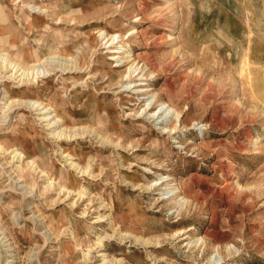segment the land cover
<instances>
[{
	"label": "rangeland",
	"instance_id": "obj_1",
	"mask_svg": "<svg viewBox=\"0 0 264 264\" xmlns=\"http://www.w3.org/2000/svg\"><path fill=\"white\" fill-rule=\"evenodd\" d=\"M0 5V39L5 36L10 51L31 62L72 57L78 67L62 74L55 61L47 66L50 76L38 78L25 93L15 83L12 95L54 103L69 126L98 129L123 145L103 146L92 135L60 141L37 111L0 108V264H100L99 251L123 264H216V258L217 264H264V0ZM99 29L126 33L122 42L131 46L134 61L156 65L157 76L147 86L159 101L181 110L175 134L163 133L144 116L143 100L122 90L117 75L111 80L114 61ZM77 80L85 83L75 85ZM0 88L4 103L2 83ZM194 120L207 129L191 128ZM175 139L185 147L178 148ZM13 145L25 154L20 163L3 149ZM61 149L82 164L96 159L95 180L68 176ZM229 163L242 190L226 198L219 193L230 192L222 169ZM157 176H166L163 185H152ZM176 182L188 200L183 207L165 193ZM62 185L75 192L68 196ZM84 186L81 198L76 193ZM112 211L119 230L149 245L106 239L99 248V236L114 233L102 221Z\"/></svg>",
	"mask_w": 264,
	"mask_h": 264
},
{
	"label": "bare ground",
	"instance_id": "obj_2",
	"mask_svg": "<svg viewBox=\"0 0 264 264\" xmlns=\"http://www.w3.org/2000/svg\"><path fill=\"white\" fill-rule=\"evenodd\" d=\"M179 1L180 0H177V4H179ZM186 5H187V3H186ZM188 6H189V4H188ZM31 7L36 8V10L41 9V11H45L44 8L36 6L35 4H32ZM140 18H141V16H138V18L135 17L134 21H137ZM96 32L100 33V35H99L100 37L107 40L105 48L107 49V52L109 53V56H108L109 59L114 61V63L111 65V67L114 69L112 74L110 73L111 80H113L111 76L117 75L118 79L120 78L119 82L121 83L122 90L133 91L135 94H139V96L137 95L139 100H143L144 103L142 104V110H143V113L145 114L144 116H146L148 118H152L153 122L157 126L160 125L161 127H159V128L162 129L163 133H169V135L175 134L177 132V126H178V123L180 121V118H183L181 110L179 108L175 107L174 105L170 104L169 102L159 101L161 99H158V93L154 92L151 87L147 86L146 81L151 80L157 76V71L155 70L156 65L152 64L151 60H150V62H149V60L143 61L142 64H139V62L134 61L133 50H132L131 46L129 44H124L122 42L125 40L124 37L127 35L126 33L121 34V33L117 32V33L110 34V33H108L110 31L107 32L106 30H103V29H99ZM134 32H136V30H133L128 36H130ZM165 36H167V35H165ZM3 39H6L5 36L3 37ZM3 39H0V83H2V85H4L2 92L5 93V98H4L5 102L3 101L4 103H0L2 105L0 107L2 110L7 109L9 112H12L13 109L18 108L17 107L18 105H21V106H25L26 108L28 107L30 110L37 111V114L39 115L40 120L43 123H45L47 129H49L50 134L52 136L59 137L60 141L61 140L66 141L68 138H71L70 140H72L73 138H76V137H84L86 135H92L95 137V139H97L100 142V145L104 146V145L112 144L116 147V149H123V145H121L119 143V141H115L110 136L102 134L98 129L88 127L85 125L69 126L67 124V121L63 117L62 111L57 106H55L56 104H54V103L52 104L51 102L43 101L41 99L24 98V97H18V96L12 95L13 91L10 87L15 86V83L17 85V88H19L22 93H25V92H27V89L29 90V88H31V86H33L36 82L39 81L38 78H41V77L46 78V77L50 76L51 71L47 66L49 64H53L55 61H56V63L60 62L59 68H61L60 71L62 72V74L63 73L68 74L69 72H75L76 70H78V67L75 66L73 63L74 58H72V57L64 58V57H61L59 55L48 56V57H45L43 59L39 58L38 60H36L34 62L27 61L26 58L23 55H21L18 51L17 52L10 51L7 48V46L4 43H2ZM249 42L250 43H248V49H249V52H251V50L253 49V46H252L253 41L250 40ZM243 45H241V46H243ZM8 46H10V45H8ZM122 66H124V67L126 66V68L121 70ZM115 68H117V69H115ZM7 81L9 82L8 84L6 83ZM232 81H233V83L236 82L235 79H233ZM83 82L84 81L77 80L75 82V85L76 84L77 85L83 84ZM142 85H144V86L146 85V86L143 87ZM140 94H142V95L140 96ZM211 95H214V94H211ZM155 103H158L156 105V107H154ZM7 115H9V114H7ZM7 117L8 116H5L4 118L2 117L3 118L2 121L5 122L7 120ZM140 117H143V116L140 115ZM170 122L173 123L172 126L168 125ZM199 123H200L199 121L194 120L193 126L191 128L198 126V129H201V130L207 129L206 124H199ZM202 136H204V133L202 134ZM250 141L252 143L258 142L257 139H255L254 137H251ZM175 142L179 143V145H177L178 148L185 147L183 145V142L181 141V139H175ZM3 149L5 150V152L12 154V158L16 162H19V163L22 162L24 157H25V154L22 151H20L17 147H15L14 145L11 147H5L4 146ZM61 156L65 160V166L68 167V171L70 172L68 174V176H70L72 174V175H76L77 177H82V178L88 177V179H90V180H93V181L95 180L94 179L95 173L91 169L94 168L93 165L95 164L96 159H92L90 165L82 164L79 161V159L77 158V156H75V154H73L72 152L70 153L65 149L64 150L61 149ZM118 156H119V158L122 159V155L120 152H118ZM229 165H231V164L229 163L228 165H225V167L222 169H223L225 180H226L225 186L230 189L229 190L230 192L225 193L224 189H223V190H220V193H219L221 196L226 197V198H229L232 195H234L235 193L242 190V188H241L242 186L240 185V182L234 181L235 177L233 174V170H232L231 166H229ZM122 166L126 167V165H124V164ZM19 169H20V167H19ZM19 172H20V170H19ZM157 177H159V176H157ZM165 177L160 176L156 181H154V184H152V185H157V186L161 185L163 182V179ZM63 179H65V177H63ZM197 179L198 178H196V180ZM122 181L125 184H130V180H128L127 178H124ZM198 181H200V180L198 179ZM65 183H67V182H65ZM176 183L170 184L169 187H166L165 193H167V194L172 193L173 199H176L177 204L183 207L188 202V200H187L186 196L183 194V188L180 187V185L178 183L177 184ZM48 185L51 186L52 182H49ZM209 185H211V184H209ZM213 186H215V185H213ZM60 188H61V191L66 190V192L69 193L68 196L70 195L71 192H73V193L75 192V190L73 189L72 186L67 188L66 185H62ZM213 189L214 188L211 187V188H209L208 191L211 192V191H213ZM86 190L87 189L84 186L83 189L76 194H79L80 195L79 197H81V198H85V196L87 194ZM163 190H165V188ZM205 191H207V190H205ZM205 191H204V193H205ZM213 193H214V191H213ZM206 195H209V194H206ZM91 198H92V196L87 201L90 202L89 200H91ZM98 217H101V215L100 216L98 215ZM104 218H102V221L107 220L110 227H112L114 229V233L112 232L113 234H111V235L110 234H107L104 236L100 235L98 238L99 241L97 243L99 248H102L104 246V242L106 239H110V240L111 239H118L122 242H127L128 240H133L135 243H140V244L145 245V246L149 245L148 239L138 237L134 234L124 233L123 231L119 230L117 228L116 223H115L114 211L105 215ZM50 235H51V233H50ZM198 240H200V239H198ZM95 249H96V247H95ZM92 250H94V249H91V251ZM98 254L102 260V262L100 264H123L122 259L111 258L106 251H99ZM215 260H216V264H217L220 261V258H216Z\"/></svg>",
	"mask_w": 264,
	"mask_h": 264
}]
</instances>
